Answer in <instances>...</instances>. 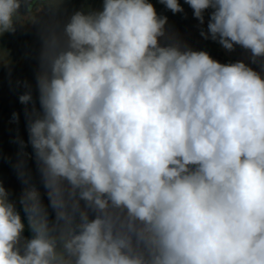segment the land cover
Returning <instances> with one entry per match:
<instances>
[{"label": "clouds", "instance_id": "clouds-1", "mask_svg": "<svg viewBox=\"0 0 264 264\" xmlns=\"http://www.w3.org/2000/svg\"><path fill=\"white\" fill-rule=\"evenodd\" d=\"M62 2L0 0V36ZM184 2L201 25L211 9L204 39L264 70V0ZM167 22L149 0H103L43 25L39 108L25 82L15 142L54 219L20 160L32 235L0 182V264H264V76L182 45Z\"/></svg>", "mask_w": 264, "mask_h": 264}, {"label": "rangeland", "instance_id": "rangeland-1", "mask_svg": "<svg viewBox=\"0 0 264 264\" xmlns=\"http://www.w3.org/2000/svg\"><path fill=\"white\" fill-rule=\"evenodd\" d=\"M149 2L153 4L159 16L167 17L168 22L165 28L169 37L178 40L182 45H186L192 50L207 51L214 60L222 64L243 61L264 76L261 65L251 63L248 51L238 45L235 46L234 51H227L217 41L210 38L204 39L200 35L202 28L207 31L211 9L205 11V22L201 25L194 18L193 10L184 0H179L184 11L176 14L168 10L160 0H149ZM102 3L103 0H63L55 10H49L42 4L33 11V15H35L44 7L37 15V22L29 23L31 17H25L21 22L15 24L16 31L14 33H5L0 36V53L4 57L3 60H0V104H2L0 107V182L10 193L9 199L15 203L22 222L25 224V229H28L27 218L19 204L24 185L18 178L16 168L20 160L25 161L26 175L30 179V183L40 191L42 202L48 207L50 219H54V212L49 207L46 190L32 158L31 146L29 145L25 149L29 155L24 157L19 154V145L15 142L17 137L23 139L26 144L28 141L27 122L24 114L25 105L19 102V96L28 90L24 86L25 82L31 86L33 100L36 107L39 108L36 73L40 66L42 27L53 19L59 20L63 24L77 10H100ZM14 112L19 115L18 123L12 122Z\"/></svg>", "mask_w": 264, "mask_h": 264}, {"label": "trees", "instance_id": "trees-1", "mask_svg": "<svg viewBox=\"0 0 264 264\" xmlns=\"http://www.w3.org/2000/svg\"><path fill=\"white\" fill-rule=\"evenodd\" d=\"M1 105H2V104H0V107H1ZM31 235H32V234H31L30 230H29V229H25V231H24V236H25V237H28V238H31Z\"/></svg>", "mask_w": 264, "mask_h": 264}, {"label": "water", "instance_id": "water-1", "mask_svg": "<svg viewBox=\"0 0 264 264\" xmlns=\"http://www.w3.org/2000/svg\"><path fill=\"white\" fill-rule=\"evenodd\" d=\"M37 5L34 4V7H36ZM20 14L23 16L26 14V10L24 8L20 9Z\"/></svg>", "mask_w": 264, "mask_h": 264}]
</instances>
